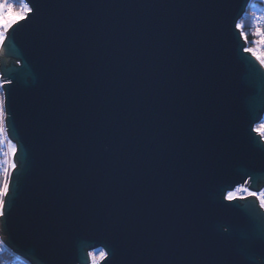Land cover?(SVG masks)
Returning a JSON list of instances; mask_svg holds the SVG:
<instances>
[{
	"label": "water",
	"instance_id": "95a60500",
	"mask_svg": "<svg viewBox=\"0 0 264 264\" xmlns=\"http://www.w3.org/2000/svg\"><path fill=\"white\" fill-rule=\"evenodd\" d=\"M35 3L0 47L18 149L3 242L31 264H264L258 201L223 199L264 186L242 0Z\"/></svg>",
	"mask_w": 264,
	"mask_h": 264
},
{
	"label": "snow or ice",
	"instance_id": "6c2138e0",
	"mask_svg": "<svg viewBox=\"0 0 264 264\" xmlns=\"http://www.w3.org/2000/svg\"><path fill=\"white\" fill-rule=\"evenodd\" d=\"M248 0H242L240 11L237 17L244 14V6L247 5ZM37 5L35 0H0V47H3L9 39V35L15 36V32L19 31L21 27L26 26L25 21L31 23V19L35 18L37 13ZM264 13V9L261 10ZM252 15L256 16L255 13ZM255 32L253 35L256 39L253 41L255 46H244L242 51L246 56H251L264 67V14L256 16ZM234 28L239 33L240 38L244 41V45L249 43L248 34L245 32V24L242 19L234 18ZM11 83V81H6ZM4 87L0 84V88ZM257 132L261 137H264V124L259 125L252 129ZM7 144V150L2 154L4 159L0 161V218H5L6 206L9 205L10 197L12 196L13 173H17V164L15 157L17 155V145L12 143L9 139V113L6 111V100L3 95H0V145ZM252 179L251 176L248 178ZM243 193L237 197L236 193ZM258 201L259 209L264 211V193H256L245 187H238L235 192L228 191L223 199L230 205L236 199ZM249 211L254 208V205H246ZM10 243V240H9ZM261 255L264 257V248L261 249ZM88 256L92 260V264H98L97 258L94 253L89 252ZM107 253L103 249L100 250V259H106Z\"/></svg>",
	"mask_w": 264,
	"mask_h": 264
},
{
	"label": "built area",
	"instance_id": "2783aa9c",
	"mask_svg": "<svg viewBox=\"0 0 264 264\" xmlns=\"http://www.w3.org/2000/svg\"><path fill=\"white\" fill-rule=\"evenodd\" d=\"M264 9V7H263ZM261 14H264L262 13V11L257 15H261ZM255 19L256 17L254 18V22H255ZM1 76V74H0ZM0 84H2V81H0ZM0 95H3L4 96V91H3V88H0ZM5 97V96H4ZM261 124H264V116H263V119L262 121L257 125V127ZM263 140H264V137H262ZM7 150V144H4L2 145V152L6 151ZM238 187H245V188H248L246 187L245 185H239L237 186L233 192L236 191V189ZM249 190H251L250 188H248ZM253 191V190H251ZM256 193H264V186L259 190V191H255ZM237 197L241 196V195H244L243 193H239L237 192L236 193ZM97 258V262L99 263L100 262V253L98 251H94L93 252ZM0 264H31L29 261H27L26 259L22 258L21 256H19L18 254H16L15 252H13L2 240V237H1V231H0ZM92 264V260H91V263Z\"/></svg>",
	"mask_w": 264,
	"mask_h": 264
},
{
	"label": "trees",
	"instance_id": "16d2710c",
	"mask_svg": "<svg viewBox=\"0 0 264 264\" xmlns=\"http://www.w3.org/2000/svg\"><path fill=\"white\" fill-rule=\"evenodd\" d=\"M264 7V0H251L245 14L241 18L244 21L245 24V32L248 34L249 43L246 45L247 47H250V43L253 42L256 37L253 35L255 32V26H254V18L261 12V10ZM252 13H255L256 16L252 15ZM2 145H0V161L3 160L4 156L2 154Z\"/></svg>",
	"mask_w": 264,
	"mask_h": 264
},
{
	"label": "rangeland",
	"instance_id": "374dc122",
	"mask_svg": "<svg viewBox=\"0 0 264 264\" xmlns=\"http://www.w3.org/2000/svg\"><path fill=\"white\" fill-rule=\"evenodd\" d=\"M249 46H250V47H253V46H255V45L253 44V42H251ZM2 84H3V82H2ZM12 143H13V142H12ZM3 159H4V158H3Z\"/></svg>",
	"mask_w": 264,
	"mask_h": 264
},
{
	"label": "bare ground",
	"instance_id": "6f19581e",
	"mask_svg": "<svg viewBox=\"0 0 264 264\" xmlns=\"http://www.w3.org/2000/svg\"><path fill=\"white\" fill-rule=\"evenodd\" d=\"M243 185H245V184H243Z\"/></svg>",
	"mask_w": 264,
	"mask_h": 264
}]
</instances>
